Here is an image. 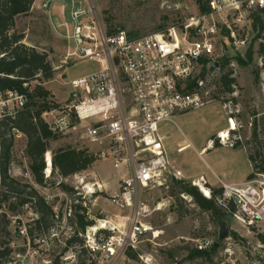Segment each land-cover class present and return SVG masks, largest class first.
I'll use <instances>...</instances> for the list:
<instances>
[{
    "label": "rangeland",
    "instance_id": "obj_1",
    "mask_svg": "<svg viewBox=\"0 0 264 264\" xmlns=\"http://www.w3.org/2000/svg\"><path fill=\"white\" fill-rule=\"evenodd\" d=\"M46 2L47 0H35L32 13L18 19L16 30L25 34V44L49 55L55 74L52 80L43 85L51 92L53 101L59 107H63L70 99V82L99 72L104 68V64L92 60L75 62L66 60L69 49L74 48L71 42L62 37V34H66L63 24L68 23L72 26L71 3L69 0H54L48 10H43L42 5ZM94 2L105 26L106 19L109 18L113 29L122 28L136 38L162 32L171 27H180L190 12L198 11L195 0H94ZM82 3L87 2L82 0ZM249 52L252 53L251 60ZM227 54L234 66L236 93L234 97L228 95L223 97L225 100L230 98L236 101L234 111L225 109L220 99L198 110L176 114L171 121L161 125L160 134L169 159L170 171L164 176L162 186L141 193L142 202L152 209V214L144 220L151 231L141 239L138 249L134 251L137 259L129 257L127 251L114 258L99 256L97 264H145L141 256L143 258L152 256L158 264H209L204 259L189 260L188 256L196 248L197 242L203 239L218 241L220 220L214 218L211 213L201 210L190 196L183 193L177 182L197 186L196 183L205 178L206 183L204 185L202 180V184L206 189L207 186L222 188L219 180V184L217 183V177L226 183L234 181L249 183L247 178L253 170L249 156H255L259 148L264 146V54L260 52V47L252 36L247 49L239 51L227 49ZM239 57L244 60V65L238 61ZM216 76L217 74L208 79L207 92L204 94L207 100L211 98L209 93L212 95L216 91V83L220 79V76ZM230 117L236 123V130H231ZM47 120L53 122L54 115H49ZM255 127L259 136L257 141L253 137ZM222 131L227 132L230 140L226 146L222 145L219 137ZM234 131L235 134L232 133ZM237 141L241 143V147L234 149ZM210 142L212 146L208 147ZM214 143L221 147L214 149ZM25 145L26 138L15 141V164L10 174L22 182L34 185L27 177L26 167L20 160V153ZM68 146L88 148V142L82 138L81 127L71 133L60 135L59 140L51 142L50 149L54 151ZM205 148L207 149L202 155ZM178 172L180 176H177ZM124 176L121 170L114 168L113 162L98 160L90 170L66 181V184L73 187L76 192L83 190L82 179L89 185L90 190H96L95 195L87 198L90 216L86 217L93 220L95 225L97 219H107L112 223L111 228L120 224L119 231L114 235H121L127 230L131 215L130 210L121 211L111 203V197L118 191L119 181ZM57 180L59 179L51 178L46 188L34 185L42 196L50 198L54 207L61 210V219H55L53 227L56 236L53 237L50 232L48 238L41 240L40 243L35 242L37 246L17 237L11 238L16 243L17 253H20L18 264H51L49 262L60 256L69 264L81 262L93 264L87 252L81 250L88 241V236L93 237V231L89 227L84 233L76 232L73 212L70 216L67 214V217L64 213L71 207V202L73 205L78 203L71 196L62 193L57 187ZM94 183L103 186L107 184L109 187L99 191L97 187L93 189ZM252 184L261 194L264 189V176L257 177ZM199 190L202 192L200 188ZM202 194L205 196L203 192ZM80 198L79 202L82 205L83 200ZM82 207L84 208L83 205ZM236 207V213L228 217L227 223L230 233L235 232L238 238L229 236L221 243V247L216 251L214 264H264V245L257 236L264 234L262 195L254 203L252 213L244 211L237 203ZM7 212L13 219L11 213ZM15 214H17L15 217L22 218L24 224L31 222V214L24 208L18 209ZM9 231L14 232L13 223L9 226ZM73 235H76L82 244L76 243L71 251L64 253L66 241Z\"/></svg>",
    "mask_w": 264,
    "mask_h": 264
},
{
    "label": "built area",
    "instance_id": "obj_2",
    "mask_svg": "<svg viewBox=\"0 0 264 264\" xmlns=\"http://www.w3.org/2000/svg\"><path fill=\"white\" fill-rule=\"evenodd\" d=\"M53 1L47 0L42 9L48 10ZM69 1L72 26L63 24L66 34L62 37L74 48L69 49L66 60L97 61L103 63L104 68L72 80L67 104L46 113L44 118L52 131L60 135L81 127L82 138L88 142V149L98 160L111 161L115 169L124 173L111 203L121 211H131L129 226L121 235H114L119 231L120 224L111 228L112 223L107 219L96 220L94 227L101 222H105L107 227L93 232L92 238L88 236L81 250H85L93 264H97L99 256L114 258L120 253L137 250L141 239L151 231L144 220L152 214V209L142 202L141 193L162 186L164 176L170 171L160 127L176 114L198 110L213 102L212 97L208 100L204 97L208 79L216 74V77H221L222 64L227 59L229 68L234 72L227 49H247L251 36L259 47H264V0H201L199 4L195 0L198 11L190 12L180 27L137 38L125 31L109 34L94 0H86V4L82 0ZM202 6L206 7V11L201 10ZM253 15L260 19L256 28ZM203 68L207 69V73L200 81V88L190 91L189 81L197 78ZM233 87L236 89L235 85ZM235 93L228 97H234ZM27 103V95L19 90L0 92V123L14 117ZM223 106L235 109L230 98ZM52 114L54 120L49 122L47 118ZM231 120L232 117L229 122ZM13 134L15 141L25 138L19 131L14 130ZM219 137L223 146L230 142L228 137ZM25 148L20 153V160L26 167L27 177L33 181ZM50 175L51 172L46 173L47 178ZM177 176H180L179 172ZM81 181L83 190L77 195L82 197V205L89 217L87 198L95 195L96 190L91 193L89 185L84 183V179ZM220 183L224 200H235L246 212L252 213V207L261 195L264 200V189L260 194L252 182L240 186ZM95 187L103 191L108 185L94 183L93 189ZM46 199L51 202L50 198ZM23 208L30 212L31 222L38 219L29 205ZM3 209L5 206L0 208V223L6 213ZM54 212L55 219L59 220L60 208L54 207ZM67 214L72 215L71 208L65 211L66 217ZM6 215L10 226L11 223L14 226V232L10 231L12 238L32 244L27 226L31 222L24 224L21 217L12 219L9 214ZM54 232H51L53 237L56 236ZM110 232L112 234L108 235ZM1 239L9 242L4 236ZM214 243L203 239L197 242L196 248L199 251L211 250ZM7 249L11 251L9 255H5ZM17 251L13 240L0 243V264H18L20 253ZM141 259L145 264H158L152 256H141ZM62 260L69 264L65 258Z\"/></svg>",
    "mask_w": 264,
    "mask_h": 264
},
{
    "label": "trees",
    "instance_id": "obj_3",
    "mask_svg": "<svg viewBox=\"0 0 264 264\" xmlns=\"http://www.w3.org/2000/svg\"><path fill=\"white\" fill-rule=\"evenodd\" d=\"M35 0H0V92L8 90H19L28 97L27 105L20 110L14 117L6 118L0 123V208L5 206L13 217L18 209L29 205L38 219L29 223L28 236L34 246L37 240H44L50 236L55 224V212L52 202L47 201L34 187L46 188L51 178L61 180L57 187L67 196H71L78 204L71 202V211L75 218L77 233H84L89 227L95 225L93 220L86 217V209L81 205V198L73 187L66 184V180L82 174L92 168L98 158L88 148L62 147L51 151V142L60 139V134L52 131L49 123L44 118L46 113L59 108L53 101L51 92L43 85L45 82L54 78L55 70L49 61L47 53L39 52L35 47L24 43L25 34L16 30V23L20 17L28 16L32 13ZM206 11V7H201ZM254 28L260 24V19L253 15ZM110 19H106V29L109 34L123 31L122 28L113 29ZM132 35V34H130ZM260 52L264 54V47H260ZM252 59V53L248 54ZM238 61L245 64L240 57ZM207 69L203 68L201 74L190 80L188 89L194 91L200 88V81L204 80ZM234 72L229 68V60L222 64V75L216 83V91L211 95L213 101L224 104V95L232 96L235 92L233 85L236 80ZM222 97V98H221ZM236 107V101L232 99ZM14 130L24 134L26 138L25 154L29 159V171L34 185L22 182L14 178L10 172L14 161ZM235 134V131L232 132ZM254 140L257 141L258 134L256 127L253 132ZM214 148L221 147L214 143ZM241 147L240 142H236L234 149ZM256 155H250L249 160L252 165V173L248 176V182L254 181L257 177L264 176V146L259 148ZM51 151L52 171L50 177H46L47 162L46 155ZM63 180V181H62ZM183 190L192 198L194 203L203 211L209 212L218 220L227 221L228 217L233 216L236 211L235 200H224L223 189L207 186L210 197H205L197 186L177 182ZM77 196V198L75 197ZM72 201V200H71ZM2 215L0 223V243H10L12 235L9 231L10 220L7 215ZM61 219V218H60ZM73 221V220H72ZM110 235V233H107ZM78 235V234H77ZM6 237L9 242H3L2 237ZM230 236L238 238V235L231 231ZM259 241L264 245V234H257ZM82 244L81 240L73 235L66 241L67 248L74 247L75 244ZM82 246V245H81ZM7 249L5 255H9ZM217 252L212 253L210 249L199 251L197 248L189 253V260L204 259L206 263L214 264V257ZM128 256L137 259L134 251H129ZM62 256L56 258L52 264H67L62 260ZM92 262V261H91ZM79 264H85L81 262Z\"/></svg>",
    "mask_w": 264,
    "mask_h": 264
},
{
    "label": "bare ground",
    "instance_id": "obj_4",
    "mask_svg": "<svg viewBox=\"0 0 264 264\" xmlns=\"http://www.w3.org/2000/svg\"><path fill=\"white\" fill-rule=\"evenodd\" d=\"M231 126H232L231 130H236V123L234 122V120H231ZM220 136L225 138V139L228 137L227 132H224V131H222ZM210 146H212L211 142L208 144V147H210ZM46 160H47V165H48L47 166L48 169H47L46 173L49 174L51 172V167H52V156L50 154H48ZM196 185L201 189V191L205 194V196H207V197L210 196V193H209L208 189H206L204 187V185L202 184V180L200 182H197ZM90 192L91 193L93 192L92 189L90 190ZM106 227H107L106 223L105 222H101L98 225V227L92 228L91 231L96 232V231H98L100 229H104Z\"/></svg>",
    "mask_w": 264,
    "mask_h": 264
},
{
    "label": "water",
    "instance_id": "obj_5",
    "mask_svg": "<svg viewBox=\"0 0 264 264\" xmlns=\"http://www.w3.org/2000/svg\"><path fill=\"white\" fill-rule=\"evenodd\" d=\"M201 0H196L197 4L200 3ZM220 232H219V238L218 241L214 243L213 247L211 248V252L214 253L218 251V249L221 247V243L229 238L230 236V227L227 223V221L220 220Z\"/></svg>",
    "mask_w": 264,
    "mask_h": 264
},
{
    "label": "crops",
    "instance_id": "obj_6",
    "mask_svg": "<svg viewBox=\"0 0 264 264\" xmlns=\"http://www.w3.org/2000/svg\"><path fill=\"white\" fill-rule=\"evenodd\" d=\"M206 149H207V148H205V149L202 150V155L205 153ZM214 149H215V148H214ZM208 152H209V151H208ZM48 154H50V153H48ZM48 154H47V155H48ZM47 155H46V158H47ZM47 166H48V165H47ZM47 169H48V168H47ZM46 172H47V170H46ZM216 177H217V176H216ZM218 180H219L220 182H223L219 177H217V181H218ZM204 181H205V183H206L205 178H204ZM217 181H216V182H217ZM219 181L217 182L218 184H219ZM208 183H209L210 185H213V186H214V184H212L211 181H210V182L208 181ZM224 183H226V182H224ZM226 184L242 185V184H245V183H244V181H238V182H237V181H234V182H230V183H226ZM108 187H109V186H108ZM209 197H210V196H209Z\"/></svg>",
    "mask_w": 264,
    "mask_h": 264
}]
</instances>
